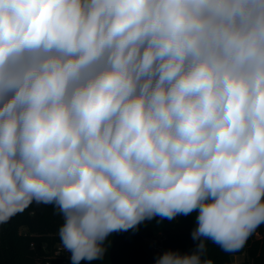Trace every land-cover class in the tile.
Wrapping results in <instances>:
<instances>
[{
	"label": "clouds",
	"instance_id": "9594fccd",
	"mask_svg": "<svg viewBox=\"0 0 264 264\" xmlns=\"http://www.w3.org/2000/svg\"><path fill=\"white\" fill-rule=\"evenodd\" d=\"M33 200L63 212L73 264L181 213L243 247L264 223V0H0V221Z\"/></svg>",
	"mask_w": 264,
	"mask_h": 264
},
{
	"label": "trees",
	"instance_id": "16d2710c",
	"mask_svg": "<svg viewBox=\"0 0 264 264\" xmlns=\"http://www.w3.org/2000/svg\"><path fill=\"white\" fill-rule=\"evenodd\" d=\"M193 212L185 216H153L141 221L134 229L112 232L100 243L102 254L98 259L82 260L80 264H156L159 256L169 251L197 255L199 264H232V256H244V264H264V223L249 235L243 247L227 251L210 237L192 239L198 226ZM0 221V264H38L54 258V251L63 244L60 228L65 222L63 212L52 202L35 200L22 212H17L10 225ZM151 242H163L162 251H156ZM202 243L203 249L198 247Z\"/></svg>",
	"mask_w": 264,
	"mask_h": 264
},
{
	"label": "built area",
	"instance_id": "2783aa9c",
	"mask_svg": "<svg viewBox=\"0 0 264 264\" xmlns=\"http://www.w3.org/2000/svg\"><path fill=\"white\" fill-rule=\"evenodd\" d=\"M60 209V208H59ZM62 212V211H61ZM162 243L163 242H151V244L153 245V248L156 251L161 252L162 251ZM71 251L67 250L63 244L58 245L54 251V258H58L61 261V264H73L72 260H71ZM38 264H51V262L49 260H46L45 263H41L39 262Z\"/></svg>",
	"mask_w": 264,
	"mask_h": 264
},
{
	"label": "water",
	"instance_id": "95a60500",
	"mask_svg": "<svg viewBox=\"0 0 264 264\" xmlns=\"http://www.w3.org/2000/svg\"><path fill=\"white\" fill-rule=\"evenodd\" d=\"M16 214H17V213H15V214L12 215L11 217H9V220H8L7 225H10V224H11V222H12L13 218L16 216ZM231 259H232V264H236V260H235L236 257H235V256H232Z\"/></svg>",
	"mask_w": 264,
	"mask_h": 264
},
{
	"label": "rangeland",
	"instance_id": "374dc122",
	"mask_svg": "<svg viewBox=\"0 0 264 264\" xmlns=\"http://www.w3.org/2000/svg\"><path fill=\"white\" fill-rule=\"evenodd\" d=\"M236 264H244V256L236 257Z\"/></svg>",
	"mask_w": 264,
	"mask_h": 264
}]
</instances>
